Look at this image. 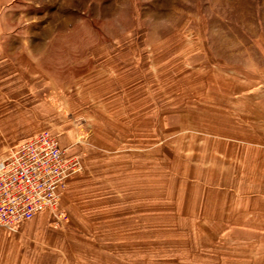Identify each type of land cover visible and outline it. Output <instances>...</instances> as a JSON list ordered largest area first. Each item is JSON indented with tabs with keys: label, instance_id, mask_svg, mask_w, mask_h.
<instances>
[{
	"label": "rangeland",
	"instance_id": "374dc122",
	"mask_svg": "<svg viewBox=\"0 0 264 264\" xmlns=\"http://www.w3.org/2000/svg\"><path fill=\"white\" fill-rule=\"evenodd\" d=\"M259 104L264 0H0V159L48 131L80 160L47 215L68 264L171 245L196 140Z\"/></svg>",
	"mask_w": 264,
	"mask_h": 264
},
{
	"label": "crops",
	"instance_id": "0c3cea01",
	"mask_svg": "<svg viewBox=\"0 0 264 264\" xmlns=\"http://www.w3.org/2000/svg\"><path fill=\"white\" fill-rule=\"evenodd\" d=\"M259 105L257 120H238L232 131L196 140L194 184L180 193L176 206L180 233L164 238L171 245L147 246L141 256L146 264H264V104ZM47 215L15 231L0 227V264H68L65 233L51 229ZM112 255L115 264H138L140 258L138 250L115 249Z\"/></svg>",
	"mask_w": 264,
	"mask_h": 264
},
{
	"label": "built area",
	"instance_id": "2783aa9c",
	"mask_svg": "<svg viewBox=\"0 0 264 264\" xmlns=\"http://www.w3.org/2000/svg\"><path fill=\"white\" fill-rule=\"evenodd\" d=\"M76 157H68L56 136L43 131L0 159V227H17L48 213L55 229L67 217L61 208L62 191L82 171Z\"/></svg>",
	"mask_w": 264,
	"mask_h": 264
}]
</instances>
